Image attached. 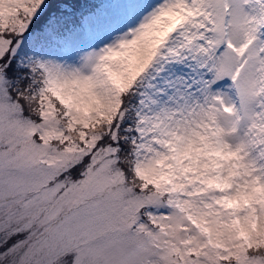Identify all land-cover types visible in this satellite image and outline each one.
<instances>
[{"label":"snow or ice","instance_id":"obj_1","mask_svg":"<svg viewBox=\"0 0 264 264\" xmlns=\"http://www.w3.org/2000/svg\"><path fill=\"white\" fill-rule=\"evenodd\" d=\"M0 264H264V0H0Z\"/></svg>","mask_w":264,"mask_h":264}]
</instances>
